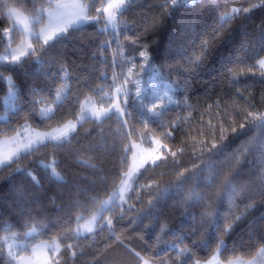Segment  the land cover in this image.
<instances>
[{
    "label": "trees",
    "instance_id": "1",
    "mask_svg": "<svg viewBox=\"0 0 264 264\" xmlns=\"http://www.w3.org/2000/svg\"><path fill=\"white\" fill-rule=\"evenodd\" d=\"M83 1L87 3V0ZM102 2L106 4L107 0ZM102 2L94 0L95 7H101ZM48 3L49 0H0V57L8 48L9 30L13 29L12 43L21 38V31L12 26L11 19L6 16V9L16 5L34 16L41 7L47 8ZM158 3L160 0H134L123 16L118 17L121 27L123 24L130 27L144 24L145 28H149L158 16ZM254 4L257 7L253 8ZM235 6L252 10L237 15L231 21L224 37L214 45L212 54L204 65L197 69L196 74H190L187 71L190 65L186 60L193 54L192 41L198 34L210 31L212 26L220 22V15ZM45 21L46 13L41 23ZM189 23L192 25L191 29H188ZM102 28V24H86L78 26L75 31L69 29L73 37L70 41L66 40L51 48L47 55L38 53L47 61L43 65L35 63V57L22 66L14 67L6 66L11 64V60H0V73L4 77L10 74L17 90L15 107L12 108L11 104L5 106L8 85L6 81H0V138L15 134L19 126L25 124V117L28 125L48 130L41 123L38 112L36 115L29 114L33 107L29 100L31 89L35 88L39 93L35 96L36 100L45 101L35 105L39 109L43 104L49 103L54 94L47 89L71 88L75 84L73 75L89 79V87L82 88V91L87 98L91 97L99 105L106 106L101 97L104 93L112 94L111 81L104 79L101 73L111 76L110 65L113 60L124 61V71L127 72L131 67L127 60L134 56L137 67L132 68L130 80L135 81L139 77L141 91L147 87L164 97L163 104L168 106L162 117L164 122L182 119L183 124L180 132H173L174 138L167 139L156 123L149 121L147 129L159 132L167 147L175 151L184 147L182 136L187 143H196L197 148L201 141L207 147H211L212 140L219 144L218 129L220 122H223L227 134L224 152L211 157L204 154L199 160L190 151L186 152L182 158V167L191 168L193 164H203L209 160L218 164L228 161L227 166H234L240 174L232 180L234 187L227 194L217 196L208 187L206 177L209 173L205 171L180 189L170 188L157 204L153 215L146 216L143 214L147 208L146 203L142 204L134 195L138 185H147L153 181L175 185L178 182L177 174L181 170L164 165L152 167L140 177L131 194L129 204L134 205V209L128 210V205L123 207L125 214L121 219L120 204L114 203L103 214L112 218L111 228L105 226L101 231L99 224L102 221H99L93 232L79 236L75 232H69L68 228H77L120 183L118 172L130 169L133 143L146 130L140 122V113L135 108L131 118L125 117L129 120V127L136 129L130 137L125 135L124 128L115 117L105 121L85 119L77 126L78 137L70 143L60 147H40L31 155H21L14 163L0 167V247L4 248L0 252V264H13L7 254L5 234L27 240L25 247L16 250L17 255L29 252L33 245L41 241L58 239L62 249L51 264H142L140 258L150 264H195L197 260L209 257L219 247L221 257L226 260L237 256H253L261 246L264 247V240L261 239L264 236V189L257 179L264 174V134L251 129L239 132V123L242 121L234 109L247 107L235 95V90L239 88L257 105L254 109L250 108V111L264 112V107L260 106L264 98V68L259 64L264 55V3L262 0H204L193 11L181 7L173 12L172 17L164 18L163 24L154 34H141L136 45L124 38L128 36L136 39L133 31H120L113 36L110 29L102 32ZM106 38L111 42L103 49L104 59L99 56L93 58L92 53L97 51V45ZM145 44L148 60L144 69L140 70L143 58L139 57V51L144 50L140 45ZM34 46L39 49L35 39ZM237 54L240 60H234L228 65L238 74L233 81L225 72V65L229 57ZM61 64L69 71L67 79L60 70ZM90 65H95L94 71L88 67ZM116 71L120 72L121 69L117 67ZM169 83L175 88L170 96H165L162 89L169 86ZM97 85L103 86V93L91 90ZM127 88L131 102L136 86L130 82ZM168 97L174 102L186 99L187 103L176 107L174 104L170 105ZM84 99V96L80 97L81 102ZM217 100L221 101L219 106L214 103ZM18 108L21 110L16 115ZM75 111L71 109L59 122H50L51 126L56 127L74 119ZM5 112L6 117H1ZM208 121H211L216 130L208 128ZM233 122L238 135L231 132L230 125ZM172 127L174 125L170 123V128ZM126 148L129 151H125ZM53 157L63 181L43 178L45 170L39 164L41 161L48 163ZM237 159L239 163H236ZM17 168L31 170L41 180L43 187L35 185L30 176L23 171H16ZM101 181H106L107 186ZM93 189L100 192L95 204L86 202L80 195V190ZM154 190L141 188L139 195L146 202L149 199L146 193ZM194 193L200 198L197 199ZM92 194L95 195V191ZM77 216L81 219L77 220ZM236 216L241 219L225 232L223 229ZM225 217L228 218L227 221ZM32 226L37 231L27 236ZM114 233L120 237L119 240L114 238ZM68 244L72 245L71 249L66 246ZM173 244L179 249H189L190 253H179L170 247ZM73 252L75 256L72 255ZM136 253H139V258Z\"/></svg>",
    "mask_w": 264,
    "mask_h": 264
},
{
    "label": "snow or ice",
    "instance_id": "2",
    "mask_svg": "<svg viewBox=\"0 0 264 264\" xmlns=\"http://www.w3.org/2000/svg\"><path fill=\"white\" fill-rule=\"evenodd\" d=\"M102 2V0H101ZM134 0H108L106 4H103L101 7H95L94 0H87L85 4L73 5L74 8H80L81 11H69L68 5L56 2V0H49L48 7L45 9L41 7L38 10V13L33 16L32 21L35 24H40L43 20L45 12L47 13L48 24L44 27L40 28L36 32L30 33L35 37V40L39 44V49H37L32 43L27 45L26 50L20 51L17 54H11V64L6 66H22L23 63H28L35 57L34 62L40 65L47 63L44 60L42 55L38 53H43L47 55L51 48H54L58 44L64 43L66 40L70 41L73 37L69 32V29H73V31L77 30L78 26L86 25V24H102L103 28L102 32L111 30L113 36H116L120 31H133L136 39H132V37L125 36L124 38L130 40L133 45L137 44V41L140 39L141 34L147 36L149 32L155 33L156 29L159 28L164 21V18H170L173 15V12L181 7H186L189 11H193L198 5L202 4L204 0H160V3L156 5V9L158 11V16L152 21L151 26L149 28H145L144 24L139 26L130 27L127 24H123L121 27V20L118 17H122L124 12L128 9L131 3ZM264 3V0H262ZM151 7V6H150ZM257 7V5L252 6ZM252 9L246 7H235L231 9V12H225L220 15V22L212 26L210 31L203 32L198 34V37L192 41L193 44V54L190 55L186 62L190 65L187 70L190 74H196L198 68L202 67L206 62L208 56L212 54V50L214 45L219 43L224 34L227 32L228 27L231 21L240 14L249 13ZM94 12L95 14H92ZM6 16L9 19H14L18 23H23L24 27L27 28L28 25L24 21L20 20V14L17 12L15 8H8ZM191 23L188 24V29H191ZM109 39H105L101 41L97 45V51L92 53V57L96 58L99 56L104 59V51L103 49L110 44ZM144 50L139 51V57L143 58L139 68L140 70L144 69V64L147 63L148 60V51L147 45H140ZM243 50V46L241 51ZM133 51H136L133 48ZM7 57H0V60H6ZM234 60H240L239 54L235 57H229L228 63L225 65V72L235 81L237 77V73L233 70L232 67H229V64H232ZM135 57L131 56L128 58L127 62L131 64V67L128 68L127 72L124 71V61L117 62L113 60L111 63L112 74L108 76L106 73H101V76L110 80V88L112 89V94L104 93L101 99L105 102L106 106L102 107H88L87 106V95L82 91V88L89 87V79H81L79 75H73L72 79L75 81V84L71 88H60V89H47L54 94L50 97V102L48 106L37 109L35 105L45 103L43 99L36 100L35 96L39 93L33 88L31 89V95L29 97L30 103L33 107L30 109V115H36L37 112L41 117V123L45 126V128L49 129L48 131H34L31 136H28L26 142L20 141L19 137L21 134L28 132V121L27 117H25V124L19 126V130L16 132L18 147L16 150L10 155H6L3 159H0V164L10 165L16 161L18 157L21 155L27 156L31 155L33 152L37 151L40 147H60L65 143H70L72 139H76L79 135L77 132V124L85 119H94L96 121H105L111 120L115 117L119 120L120 125L124 128L125 135L130 137L133 133L136 132L134 127H129V120L125 119V117H132L133 109L139 111L140 113V122L144 125L145 129H147V125L149 121L156 123L157 126L162 130L161 134L167 138H174L173 132H180L183 127L182 119H178L177 121L164 122L162 117L165 112L168 110V106L163 104L164 97L158 95L156 92L152 91L150 88L145 87L143 91L140 89L141 79L138 77L135 81H131V70L132 68L137 67L135 64ZM55 63H59L58 61H54ZM105 63L107 61L105 60ZM93 71L95 70V65L88 66ZM119 67L121 69L120 72L116 71V68ZM60 70L64 74V78L67 79L69 77V71L62 64L60 65ZM264 77V74H262ZM0 81H6L8 88V95L4 99L5 106L8 105L9 100H15L17 98V90L13 83L12 77H4L2 73H0ZM134 83L136 86V92L132 94V100L129 101V90L127 88L128 83ZM264 82V79H262ZM79 86V87H77ZM170 87V86H169ZM92 91L96 92H104L103 86L97 85ZM174 91V89H172ZM235 95L239 96L240 99L244 101L247 107L235 108L234 111L236 115L240 118L242 122L239 123V132H246L248 130H254L255 132H260L264 134V112H256L250 111L249 109L256 108L257 105L250 99L248 96H245L239 88L235 90ZM85 97V102L82 103L80 101V97ZM167 96V93H165ZM170 105H175L176 107H180L181 104H186V99L180 102H174L171 100V97H168ZM223 99V97L221 98ZM159 101V103H158ZM220 100L214 101V103L219 106ZM54 106V107H53ZM189 108L192 105H187ZM261 107H264V98L261 100ZM211 107V105L209 106ZM71 109H75L73 112L75 116V123L72 121H67L58 127H52V121L59 122V119H63ZM21 109H17L16 115H19ZM217 118L219 119V113H217ZM170 123L174 125V127L170 128ZM207 126L210 130H216L215 126L212 125L211 121L207 122ZM231 132L233 134H239L234 122L230 125ZM219 138L220 143L218 144L216 140L211 141V147H207L203 141L199 142L200 147L197 148L196 143L189 144L187 143L183 136L181 137L182 143H184V147L177 148L175 151L168 148L167 145L160 143V141L154 140V138L149 134L148 141L152 143H156L158 145V149L152 151V153L145 158H141L138 162H136L135 153H133V167L129 169V171L124 172L120 170L118 172V176L120 177V184L114 191H112L111 195L107 200L100 202V213L99 215H93L91 219L83 225V229L85 232H93L97 227V221H102L99 224V228L102 231L105 226L111 228L113 224V220L110 216L106 217L103 215L105 211H108V205L116 203V201H120L121 207V216L123 219L125 214V209L122 207L123 203H125L124 193L126 191H133L130 181L133 176H143L150 168L159 167L164 165L165 167H178L181 170L177 174V183L175 185L171 184H160L158 182H151L147 185L140 184L134 191V195L137 200H140L142 204L147 205L146 211L143 213L146 216H152L156 210V206L163 197L168 193L170 188L175 187L176 189L182 188V186L187 183L189 180H192L198 176H201L203 172L207 171L209 175L206 177L208 181V187L212 189L213 192L220 196L222 194H227L234 186L232 184V180L236 178L240 173L237 168L229 167L228 161H225L223 164H218L212 160L206 161L203 164H193L191 168L182 167L184 154L186 152H191L195 159L199 160L201 155L207 154L209 157L217 154H221L225 150V142L227 141L226 129L224 128L223 122H220L219 126ZM214 134V131H213ZM186 135V133L184 134ZM255 137H253L254 139ZM193 141L195 138H192ZM159 148H163L164 151H159ZM125 151H129V149H125ZM167 152V155H165ZM180 157V158H178ZM236 163H239V160H236ZM55 158H51L49 163L40 162L39 166L45 170V174L43 176L44 179H51L55 181H63V176L57 171ZM143 170V172L141 171ZM16 171H23L28 176L31 177V180L38 187H43V184L40 179H38L31 170L24 168H17ZM50 173V175H49ZM164 173H162L163 175ZM260 186L264 189V174H261L258 178ZM255 181H252L254 183ZM95 183V182H90ZM107 186L106 181H101ZM155 189L152 192L146 193L149 196V199L145 202L142 197L139 195V189ZM92 191H95V195L92 194ZM92 191L80 190V195L84 197L86 202H91L95 204L99 199L100 192L98 190L93 189ZM196 198L199 199V195L195 194ZM155 197V199H153ZM134 205L128 204V210L134 209ZM71 208V205H70ZM136 211L139 212V209ZM77 220L81 219V217L77 216ZM241 219L240 216H236L235 220L229 222L225 229V232L230 230L236 221ZM227 221L228 218L225 217ZM163 230V229H162ZM32 231H35V227L32 226ZM69 232H75L77 235L80 233V226L72 229L68 228ZM220 231V229H217ZM31 234V233H29ZM116 240H119L120 237L113 234ZM15 239V236H13ZM255 241V238H253ZM264 240V236L261 237ZM195 244L196 241H193ZM223 243V241H221ZM69 249L72 248L71 244L66 245ZM254 246V244H253ZM55 251H59V247L57 245L52 246ZM172 249H175L179 253L183 254L184 252H189L190 250L187 248L179 249L176 245H170ZM7 254L9 260L13 262V264H23L25 261L24 257H18L16 253L12 251V246H7ZM4 248L0 247V252H3ZM35 251V249H33ZM264 255V248L260 249V253ZM75 256V252L72 253ZM139 258V253H136ZM142 260V264H148L147 260Z\"/></svg>",
    "mask_w": 264,
    "mask_h": 264
},
{
    "label": "rangeland",
    "instance_id": "3",
    "mask_svg": "<svg viewBox=\"0 0 264 264\" xmlns=\"http://www.w3.org/2000/svg\"><path fill=\"white\" fill-rule=\"evenodd\" d=\"M56 2L68 5L69 11H81L82 9L74 8L73 5L85 4L83 0H56ZM107 2H108V0H107ZM235 7H238V6H235ZM8 8H15L17 10V12L20 14V20L24 21L28 25V27L25 28L23 23H18L16 20L11 19L12 26L17 27L21 31V38L16 43H12V39H13V32L12 31H13V29L9 30L7 33V39H8L9 45H8V48L6 49V51L1 54V57H7L6 60H11V54H17L18 55L20 53V51L26 50L27 45L29 43H32L34 45L35 37L32 36L30 33L36 32L40 28L47 25L48 24V18H47V13L45 12L46 13L45 23L35 24L32 21L33 16L29 15L21 7L16 6V5H11ZM7 9H6V13H7ZM45 9H47V8H45ZM227 12L230 13L231 10H229ZM259 64L261 67L264 68V55L260 58ZM9 76H11V75L10 74L7 75V77H9ZM12 80H13V78H12ZM167 85H169L170 87L169 86L164 87L162 89V92L167 93V95L170 96L172 89H174L175 86L170 84V83ZM7 95H8V92L5 95V98L7 97ZM171 100H172V98H171ZM14 102H15V100L14 101L9 100L8 105L11 104L12 108H14L15 107ZM84 102H85V99L83 100L82 103H84ZM45 106H48V103L43 104L42 107H45ZM87 106L88 107L95 106L97 108L102 107V105H99L98 102L91 97L87 98ZM6 115H7V112H5L1 117H6ZM68 121H72L74 123L76 122L75 118L70 119ZM78 124H77V126H78ZM58 126H60V125H58ZM58 126H56V127H58ZM48 130L39 129V128H35L31 125H28V132L21 134V136L19 137V140L26 142L28 136H31L34 133V131L43 132V131H48ZM149 134L154 138V140L160 141V143L166 145L159 132H156L153 129H146L145 131H143L141 133L139 139L135 140L133 143L134 153L136 156V162H138L141 158L148 157L152 153V151L158 149V145L156 143H152V142L148 141ZM0 140H2V141H0V159H3L6 155H10L11 153H13L16 150V148L19 146L17 143L16 133L14 135L9 136V137L4 136ZM159 151H164V149L159 148ZM0 165H3V164H0ZM132 167H133V160H132L130 168H132ZM141 171L143 172V170H141ZM140 177L133 176L132 180L130 181V184L132 186L133 191H134L136 184L138 183ZM119 184L116 186V188L119 187ZM133 191H126L123 194L126 202L123 203L122 207H125L129 204L130 197H131V194ZM108 197L105 200H107ZM110 205H113V204H110ZM99 212H100V206L95 211H93V213H91V215H89L87 218H85L83 221H81L78 224V226L83 227V225L86 222H88L93 215H96ZM98 222H99V220H98ZM98 222H97V224H98ZM36 231L37 230L35 228V231L33 232L32 227H31L27 232V236L33 235ZM29 233H31V234H29ZM85 233L88 234L89 232L84 231V234H79V236L86 235ZM11 236H13V235L12 234H5L4 241H5L7 246L8 245L12 246V251L14 253H16V250L19 247H25L27 245L26 239H21V240L17 239V238L13 239ZM54 244L59 247L58 252L55 251L54 248L52 247ZM261 248H264V247L261 246L257 250V252L251 257L237 256V257H233L231 259L226 260V259H223L221 257V255H220L221 247H219L209 257H207L205 259H199L196 261L195 264H264V255L259 254ZM33 249H35V251H33ZM61 249H62V245H61L60 241L58 239H53V240H46V241H41L39 243H36L35 245L32 246V248L29 252L21 253L19 255L16 254V255L18 257H24L25 258V261L23 262V264H51L53 258L57 257L60 254Z\"/></svg>",
    "mask_w": 264,
    "mask_h": 264
},
{
    "label": "crops",
    "instance_id": "4",
    "mask_svg": "<svg viewBox=\"0 0 264 264\" xmlns=\"http://www.w3.org/2000/svg\"><path fill=\"white\" fill-rule=\"evenodd\" d=\"M14 135V134H13ZM11 136V135H10ZM6 137H9V136H6ZM0 139H2V138H0ZM0 141H2V140H0ZM3 165H5V164H3ZM3 165H0V167H2ZM116 203H118V204H120L121 202L120 201H116ZM112 205H108V209L111 207ZM106 212V211H105ZM104 212V213H105ZM100 213V212H99ZM99 213H97L96 215H99ZM103 213V214H104ZM98 222V221H97ZM83 232V233H82ZM79 234H84V229H83V227H80V233ZM85 234H87V233H85ZM148 264H150V263H148Z\"/></svg>",
    "mask_w": 264,
    "mask_h": 264
}]
</instances>
